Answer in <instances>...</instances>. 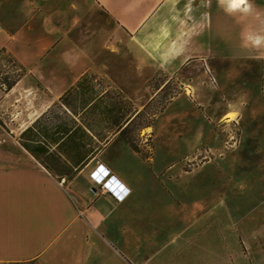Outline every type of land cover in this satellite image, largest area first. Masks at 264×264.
<instances>
[{
	"label": "crops",
	"instance_id": "crops-1",
	"mask_svg": "<svg viewBox=\"0 0 264 264\" xmlns=\"http://www.w3.org/2000/svg\"><path fill=\"white\" fill-rule=\"evenodd\" d=\"M216 2L225 13L256 6ZM209 3L0 0V51L24 68L9 90L0 87L10 159L0 165V264H110L108 254L141 263L135 257L141 246L125 241L129 231L141 232V172L176 199L179 165L208 144L216 123L237 121L229 109L213 120L194 100L202 93L191 47L208 28ZM197 61L198 77L211 82L204 55ZM172 80L180 90L151 127L157 132L161 118L170 124L182 115V150L172 156L171 140L163 154L157 141L136 149L125 130ZM99 164L129 187L124 200L93 182L90 172Z\"/></svg>",
	"mask_w": 264,
	"mask_h": 264
},
{
	"label": "rangeland",
	"instance_id": "rangeland-1",
	"mask_svg": "<svg viewBox=\"0 0 264 264\" xmlns=\"http://www.w3.org/2000/svg\"><path fill=\"white\" fill-rule=\"evenodd\" d=\"M254 3L225 13L210 0L208 28L203 36L195 35L191 47L197 63L194 83L202 93L195 92L194 100L206 104L213 120L229 109L237 121L216 123L208 144L201 143L179 165L176 199L141 172V232L129 231L125 238L134 249L141 246L135 256L140 264H264V0ZM202 55L209 83L198 77ZM17 73L19 67L0 59V80ZM179 90V81H170L130 122L124 135L136 149L152 148L157 141L163 154L164 143L171 140L172 156L182 150L180 138L187 130L182 115L176 113L170 124L161 118L157 132L151 127L153 115ZM0 165H10L9 133L1 127ZM117 256L108 254L109 263L128 264Z\"/></svg>",
	"mask_w": 264,
	"mask_h": 264
},
{
	"label": "built area",
	"instance_id": "built-area-1",
	"mask_svg": "<svg viewBox=\"0 0 264 264\" xmlns=\"http://www.w3.org/2000/svg\"><path fill=\"white\" fill-rule=\"evenodd\" d=\"M90 177L101 192L111 195L117 201L124 200L130 193L129 187L104 164L97 165L90 172Z\"/></svg>",
	"mask_w": 264,
	"mask_h": 264
},
{
	"label": "trees",
	"instance_id": "trees-1",
	"mask_svg": "<svg viewBox=\"0 0 264 264\" xmlns=\"http://www.w3.org/2000/svg\"><path fill=\"white\" fill-rule=\"evenodd\" d=\"M1 58H7L9 63L19 67V69L21 70V73H17L16 75H14V77L6 75L1 78L0 87L4 90H9L16 83L17 79L21 76L24 68L11 54L7 53L5 50L0 51V59Z\"/></svg>",
	"mask_w": 264,
	"mask_h": 264
},
{
	"label": "bare ground",
	"instance_id": "bare-ground-1",
	"mask_svg": "<svg viewBox=\"0 0 264 264\" xmlns=\"http://www.w3.org/2000/svg\"><path fill=\"white\" fill-rule=\"evenodd\" d=\"M228 116L231 117V118H233L235 115H234V113L230 112V113L228 114Z\"/></svg>",
	"mask_w": 264,
	"mask_h": 264
},
{
	"label": "clouds",
	"instance_id": "clouds-1",
	"mask_svg": "<svg viewBox=\"0 0 264 264\" xmlns=\"http://www.w3.org/2000/svg\"><path fill=\"white\" fill-rule=\"evenodd\" d=\"M108 173H110V171H109V172H107V174H108Z\"/></svg>",
	"mask_w": 264,
	"mask_h": 264
},
{
	"label": "snow or ice",
	"instance_id": "snow-or-ice-1",
	"mask_svg": "<svg viewBox=\"0 0 264 264\" xmlns=\"http://www.w3.org/2000/svg\"><path fill=\"white\" fill-rule=\"evenodd\" d=\"M235 6V5H234ZM101 171H103V169H101Z\"/></svg>",
	"mask_w": 264,
	"mask_h": 264
}]
</instances>
